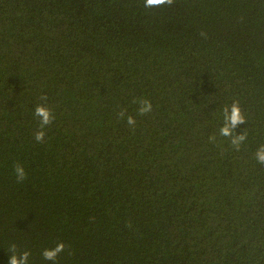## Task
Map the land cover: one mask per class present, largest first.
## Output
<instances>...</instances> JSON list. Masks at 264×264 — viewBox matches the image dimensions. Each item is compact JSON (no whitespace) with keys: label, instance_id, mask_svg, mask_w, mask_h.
Here are the masks:
<instances>
[{"label":"trees","instance_id":"obj_1","mask_svg":"<svg viewBox=\"0 0 264 264\" xmlns=\"http://www.w3.org/2000/svg\"><path fill=\"white\" fill-rule=\"evenodd\" d=\"M144 4L0 0V264H264V0Z\"/></svg>","mask_w":264,"mask_h":264},{"label":"clouds","instance_id":"obj_2","mask_svg":"<svg viewBox=\"0 0 264 264\" xmlns=\"http://www.w3.org/2000/svg\"><path fill=\"white\" fill-rule=\"evenodd\" d=\"M174 0H145V8H158L162 6H172ZM42 101L47 100V96H41ZM138 103V114L146 115L152 111V104L147 99H140L134 101ZM126 110L118 113V116L122 119L125 118ZM33 116L39 119V130L34 134V140L37 143H43L45 140L46 132L45 128L50 126L54 120L55 115L52 110L43 105L37 104L35 106ZM126 122L130 127H135L136 121L134 117L127 116ZM248 123L246 116L242 112L240 102L234 101L231 106H225L223 108V125L219 129V135L225 138H229L231 147L235 151H240L242 144L247 140L248 130H245L243 134H236L235 130L238 126ZM215 136L210 137V142H214ZM255 159L260 165H264V145H261L255 152ZM13 172L16 177L17 183H22L27 179V173L23 165L17 163L13 167ZM66 245L63 242L57 243L54 248L44 249L42 251V257L46 261H51L52 264H56L57 257L65 251ZM9 262L8 264H29V257L31 255L28 251H19L15 244H12L8 249Z\"/></svg>","mask_w":264,"mask_h":264}]
</instances>
